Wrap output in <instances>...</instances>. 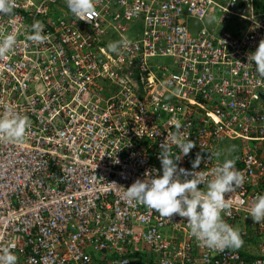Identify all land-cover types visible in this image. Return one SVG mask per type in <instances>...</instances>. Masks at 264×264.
Returning a JSON list of instances; mask_svg holds the SVG:
<instances>
[{"label":"built area","instance_id":"1","mask_svg":"<svg viewBox=\"0 0 264 264\" xmlns=\"http://www.w3.org/2000/svg\"><path fill=\"white\" fill-rule=\"evenodd\" d=\"M15 5L0 15V41L17 37L0 56V115L31 126L0 139V247L15 245L17 264H264V223L249 215L264 194V77L247 58L264 40L256 1L95 0L89 20L66 0ZM36 22L41 44L27 39ZM174 136L196 141L180 167L198 153L204 173L236 160L245 180L224 219L242 229L239 249H209L186 218L127 199L161 169V143L178 151Z\"/></svg>","mask_w":264,"mask_h":264},{"label":"clouds","instance_id":"2","mask_svg":"<svg viewBox=\"0 0 264 264\" xmlns=\"http://www.w3.org/2000/svg\"><path fill=\"white\" fill-rule=\"evenodd\" d=\"M66 3L71 13L80 20H89L99 15L95 0H66ZM15 7V0H0V15L11 16ZM27 39L36 44L46 40L43 26L39 22L32 25V32ZM16 45L17 37L13 31L0 41V56L11 52ZM108 47L118 53L121 47L127 48L128 44L127 41L113 42ZM247 58L249 63L255 65L256 73L264 77V40L260 41L258 48L249 53ZM30 126L31 121L26 115L7 108L0 115V139L21 141ZM174 127L178 133L183 129L180 123ZM137 135L141 136L139 132ZM172 143L178 151L172 150L167 139L161 143V169L146 171L144 179L138 178L127 187V199L143 204L163 217L171 218L178 214L186 218L190 234L209 249H239L244 243L242 229L224 219L231 208V194L245 180L243 173L236 168V160L225 159L210 173H204L197 171L200 164L205 163L198 153L189 170L180 167L178 162L196 147V141L174 136ZM215 155L219 157L220 154ZM115 163H119V160ZM209 176L210 179L207 178ZM249 215L254 223H264V194L256 196ZM14 248L15 245L0 247V264H17L18 256L12 250Z\"/></svg>","mask_w":264,"mask_h":264},{"label":"rangeland","instance_id":"3","mask_svg":"<svg viewBox=\"0 0 264 264\" xmlns=\"http://www.w3.org/2000/svg\"><path fill=\"white\" fill-rule=\"evenodd\" d=\"M191 21L195 23V27L197 30L203 27L202 22H200L196 19H191ZM238 143H239L238 141H226V144H230L231 146H233L235 148L238 147Z\"/></svg>","mask_w":264,"mask_h":264},{"label":"trees","instance_id":"4","mask_svg":"<svg viewBox=\"0 0 264 264\" xmlns=\"http://www.w3.org/2000/svg\"><path fill=\"white\" fill-rule=\"evenodd\" d=\"M258 11H264V0H255Z\"/></svg>","mask_w":264,"mask_h":264}]
</instances>
